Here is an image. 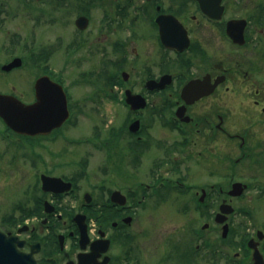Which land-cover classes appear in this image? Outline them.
I'll return each mask as SVG.
<instances>
[{"label":"flooded vegetation","instance_id":"1","mask_svg":"<svg viewBox=\"0 0 264 264\" xmlns=\"http://www.w3.org/2000/svg\"><path fill=\"white\" fill-rule=\"evenodd\" d=\"M43 76L60 127L0 117V159L28 164L0 216L23 264H264V0H0V94L30 105ZM101 99L127 109L104 161L47 170L48 142L96 147L65 127Z\"/></svg>","mask_w":264,"mask_h":264},{"label":"rangeland","instance_id":"2","mask_svg":"<svg viewBox=\"0 0 264 264\" xmlns=\"http://www.w3.org/2000/svg\"><path fill=\"white\" fill-rule=\"evenodd\" d=\"M49 64H51L53 67L56 65L53 64L52 59H50ZM115 93L117 94V96L119 95V92L115 91ZM82 108L84 109V112L78 117L74 116L71 119L70 123L65 127L66 128L65 130L67 132L66 136L69 139L71 138V140L73 139L74 136H80L84 138L90 136L93 130L99 127L101 130L100 133L96 135L97 138H95V141L97 143L96 147L88 143H84L82 145L78 144L77 147H75L77 148V151H75L69 148V145L68 148L65 149L64 144L60 141V139H59V143L48 142V148L46 150L47 170L53 172H59V173L62 171L63 173H69L71 172V167L68 165V163L74 160L81 161L82 159H86L87 161H89V163L104 161L103 155L105 149L103 148L102 145L104 139L102 136L104 135V129H106L108 126L111 125L113 126H115V124L118 125V123L122 121L123 116L126 114L127 109L125 107L117 105L115 102H111L108 100L96 101L92 103H90L89 101V103L83 105ZM76 118L79 119V121L78 120L76 121ZM88 118H92V119H88ZM75 122H77V124H75ZM99 136L102 137L99 138ZM5 142L6 141H4L3 144L0 143L1 152L6 147ZM229 142H234V141L230 140ZM8 146L9 143L6 147V150L10 152L11 147L8 149ZM74 146L76 145H73V147ZM58 149H59V154L57 153ZM36 151L39 153V149H37ZM1 152H0V157H1ZM151 153L155 155L158 154V152H156L155 150L154 152L152 150ZM43 154L45 155L44 152ZM23 162H26V160L23 159ZM26 166H28V164L24 166L23 164L20 165L19 162H15L14 165H12V167L10 166L11 168H8L6 164H3V160L0 159V216L2 215L4 210L10 207L12 203L20 199L22 195L21 192L24 188V184L22 183V180H24V177L28 176L26 174V169H25ZM169 212H170L169 201L165 203L163 202L160 207V211L158 213H164V215H167L169 214ZM169 218L170 217H166L163 219L164 221L162 222V225L164 227L173 224V221L171 220L172 218L170 219Z\"/></svg>","mask_w":264,"mask_h":264},{"label":"water","instance_id":"3","mask_svg":"<svg viewBox=\"0 0 264 264\" xmlns=\"http://www.w3.org/2000/svg\"><path fill=\"white\" fill-rule=\"evenodd\" d=\"M45 83H48L53 88H59V97L57 96L54 102H42L40 89L46 86ZM35 88L37 91V101L30 105H25L14 96L0 94V116L9 127L18 132L29 134L47 133L53 128L60 127L69 116L67 97L60 84L47 76H43L39 77V79L37 78ZM54 103L55 105H53ZM130 104L132 108H137L144 103H138L137 99L132 98ZM52 105L56 108L53 115L59 114L56 119L50 118L52 112H50L51 110L49 109ZM57 108L59 111H57ZM46 113H48V120L45 118L42 119L43 116L45 117ZM137 124L138 122L134 121L130 128L136 130L138 127ZM49 179H52V177ZM53 179L60 181L59 178ZM15 240L13 236H6L0 231V264H23L21 260L23 255L12 245V242Z\"/></svg>","mask_w":264,"mask_h":264}]
</instances>
